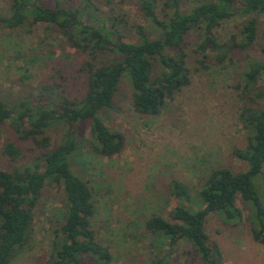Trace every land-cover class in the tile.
Masks as SVG:
<instances>
[{
    "label": "trees",
    "instance_id": "trees-1",
    "mask_svg": "<svg viewBox=\"0 0 264 264\" xmlns=\"http://www.w3.org/2000/svg\"><path fill=\"white\" fill-rule=\"evenodd\" d=\"M137 6L157 30L156 39H150L141 26L132 28L124 18L102 17L91 0H79L75 6L71 0H51V4L46 0H11L10 14L0 15L1 29L53 25L71 46L92 59L80 69L85 85L79 98L64 97L59 103L45 101L44 105L20 101L9 106L0 101V125L8 123L19 140L30 139L37 153L28 165L14 166L11 171L0 169V264H9L15 253L27 245L33 210L45 185L60 186L64 203L61 225L54 230L49 256L41 264H78L84 256L97 264L110 262L109 249L97 241L92 228L95 206L91 189L70 166L80 139L79 127L89 124L86 143L92 152L105 157L121 153L124 136L111 131L99 113L114 107L124 76L133 88L134 111L156 116L167 99L190 85L185 51L190 31L197 29L202 34L196 51L220 65L232 50H246L255 43L258 17L264 14V0H194L187 5L183 0H138ZM234 17L242 19L240 40L233 35L228 42H219L217 28ZM126 29H133L134 42L127 40ZM104 51L115 58L93 64ZM263 73L264 61H251L240 79L242 94L255 105L241 108L239 120L248 132L247 143L244 149L232 152L245 163V170H212L195 201L187 186L173 180L171 195L182 204L169 213V219L155 215L145 222L150 245L156 251L153 256H157L147 264H163L180 241L191 245L200 264H223L222 252L210 242L205 223L213 213L227 223H239L242 213L236 206L237 196L250 207L252 239L264 244V193L256 184L264 169V104L258 102H264V89L257 88ZM56 122L65 124L66 129L61 142L51 146L46 129ZM2 153L11 162L22 157L14 142H8Z\"/></svg>",
    "mask_w": 264,
    "mask_h": 264
},
{
    "label": "rangeland",
    "instance_id": "rangeland-1",
    "mask_svg": "<svg viewBox=\"0 0 264 264\" xmlns=\"http://www.w3.org/2000/svg\"><path fill=\"white\" fill-rule=\"evenodd\" d=\"M137 1L91 0L102 17L124 18L132 28L141 26L150 39H156L158 32L140 13ZM46 2L51 4V0ZM10 3L11 0H0V15L10 14ZM71 3L75 6L79 0ZM241 22V18L234 17L222 23L215 32L218 41L228 42L233 35L240 40ZM128 29L125 36L134 42L133 29L132 32ZM201 40V31L197 29L187 34L185 51L190 85L167 99L156 116L134 111L130 79L127 76L121 79L114 107L99 113L111 131L124 136L121 153L105 157L92 152L86 143L89 124L79 127L80 139L70 166L91 189L95 206L92 228L97 241L109 249L111 260L107 264H147L157 258L153 256L156 251L150 245L145 222L155 215L169 219V213L182 204L171 195L173 180L187 186L194 200L212 170H245V163L232 152L246 146L248 132L239 114L245 104L254 103L242 94L240 79L248 63L264 61V14L258 17L255 43L246 50H232L220 65L196 51ZM114 58V54L104 51L93 64L108 63ZM87 60L92 59L71 46L53 25L0 28V101L9 106L20 101L44 105L45 101L59 103L64 97L79 98L85 85L80 69ZM257 88L264 89V73ZM65 129L66 125L58 122L46 129L51 146L61 142ZM8 142H14L21 151L22 157L16 162L2 153ZM36 154L30 139L19 140L8 123L0 125L1 170L28 165ZM256 184L264 193V169ZM63 200L60 186L45 185L33 210L28 243L9 264H41L48 258L54 230L62 222ZM236 206L242 213L237 224L225 222L217 213L207 217L205 231L210 242L220 248L223 264H264V244L254 242L249 228L250 207L239 196ZM78 264L97 263L84 256ZM163 264L200 262L191 245L180 241Z\"/></svg>",
    "mask_w": 264,
    "mask_h": 264
}]
</instances>
